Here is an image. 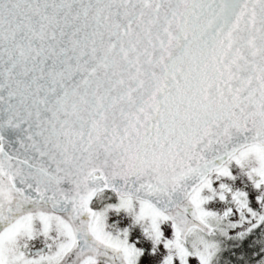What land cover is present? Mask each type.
Wrapping results in <instances>:
<instances>
[{
	"label": "snow or ice",
	"instance_id": "1",
	"mask_svg": "<svg viewBox=\"0 0 264 264\" xmlns=\"http://www.w3.org/2000/svg\"><path fill=\"white\" fill-rule=\"evenodd\" d=\"M0 264H264V0H0Z\"/></svg>",
	"mask_w": 264,
	"mask_h": 264
}]
</instances>
